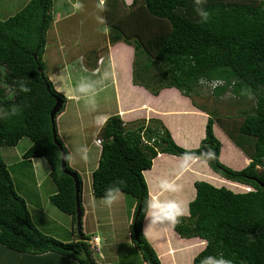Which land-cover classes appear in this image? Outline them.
<instances>
[{
  "label": "trees",
  "instance_id": "obj_1",
  "mask_svg": "<svg viewBox=\"0 0 264 264\" xmlns=\"http://www.w3.org/2000/svg\"><path fill=\"white\" fill-rule=\"evenodd\" d=\"M53 7L54 0H30L13 16L0 19V149L15 147L23 138L32 141L23 159L48 162L57 188L50 201L76 226L75 182L62 171V151L54 142L50 116L57 98L64 102L57 116L62 114L67 98L56 90L43 62ZM198 7L210 13L207 22H202ZM102 12L111 43L123 42L134 49L135 86L154 96L176 88L190 97L199 83L207 81L210 88V81H221L212 92L215 98L230 91L238 100L252 101V106L224 122V117L199 106L209 118L206 136L196 149L179 146L160 119H141L129 128L119 114L109 117L98 134L101 153L92 173L94 197L104 201L110 187L134 197L133 243L146 264H162L143 229L150 200L144 173L160 154L205 160L215 174L250 190L237 193L196 182V197L189 214L176 218L175 233L204 243L193 264H203L209 256H223L232 264H264V0H200L199 4L197 0H133L129 6L125 0H104ZM216 123L250 159L242 170L221 161ZM56 132L67 151L57 117ZM82 210L84 215L83 206ZM74 232L76 239L64 242L34 224L28 202L18 193L0 154V254L29 264H99L92 256L91 239L83 233L79 240L77 227Z\"/></svg>",
  "mask_w": 264,
  "mask_h": 264
},
{
  "label": "rangeland",
  "instance_id": "obj_2",
  "mask_svg": "<svg viewBox=\"0 0 264 264\" xmlns=\"http://www.w3.org/2000/svg\"><path fill=\"white\" fill-rule=\"evenodd\" d=\"M29 1L30 0H0V19L4 20L13 16L22 10ZM64 1L66 6L63 4ZM98 2L100 3L99 0ZM84 5H86V0H54L52 11L53 23L51 29L48 31V43L43 62L45 64V72L50 77L49 79H52L54 82L57 81V85L64 90H66L67 85L72 84L71 81L76 84L80 82V74H78L80 63L85 64V66H87L88 63L91 64L96 54V51L92 53L80 52L79 56L82 54V58L79 63V58L73 56V51L71 52V50L68 49L70 48L69 46L72 45L74 39L79 41L81 47H84V45L81 44L90 42L91 39L97 41L95 50L103 55L108 52L109 45H113L110 40V31L104 26L105 19L103 12L99 13L94 11L83 13L82 7H84ZM65 10H68L70 14L69 17ZM74 14L75 16H73ZM85 18H88V20L84 23L83 20ZM60 19H62L61 23H59ZM100 19H102L103 25L101 22V26H98L97 24ZM95 23L96 26H93ZM66 25L69 26V29L66 28ZM89 37H91V39ZM61 44H63V47H61ZM78 53L79 52H76V54ZM61 61H63V64H61ZM64 61H73V63L71 64ZM56 67L57 72H55L56 70L54 69ZM58 68L64 69L65 74H60L62 70ZM124 69L125 67L121 66L119 72L121 73L122 70L123 73H126L127 71H124ZM72 71L73 73L71 74ZM58 75L59 77L57 78ZM123 78L124 76L121 75V81ZM126 83L127 81H125V85ZM107 84L109 87H105L103 90H101V84L96 85L98 89L95 90L99 93L93 96L90 95L88 99L84 98L80 103L67 100L65 110L61 115L57 116L58 133L62 143L67 148V153H70L72 156V160H68V167L76 171L82 179V206L85 210L83 215V233L91 240L96 236L99 237L100 240L99 245L96 243L90 244L94 260L99 264H146L143 261L141 251L134 245L131 235V226L135 217L137 200L125 193H118L114 202L108 205L103 200L94 197L92 192V173L98 167L101 153V146L96 143L97 125L93 124V117L97 120L101 113H107L112 116L118 114L121 108L117 103L112 82L110 80L105 81V85ZM127 84L130 86L129 83ZM127 87H125V90L130 88ZM124 93L125 91H123V94ZM123 94L121 93V105L125 104V102H122ZM126 94L131 93L128 92ZM186 98L187 100L184 99L181 104V106H183L182 108L187 105L188 110H191L192 102H195L198 105L193 104L196 110L201 112L207 110L215 115L222 116V118L236 116L241 109H250L252 106V101L246 102L243 99H241L242 101L238 100L233 97L230 91L221 98H215L212 89L206 85L199 86L196 94H192V96H187ZM127 100L132 102L131 97H128ZM199 106L203 107L204 110H201ZM190 114L191 112L187 111L179 115L181 118H184L183 123H188L190 130L194 127V130H191L193 133H195L197 128L199 131H202L204 128L203 133L205 135L206 127H203L202 118H199L200 115L191 120L189 119L191 117ZM150 119H152V117ZM149 120H147V122H149ZM221 120L224 122L227 119ZM138 121L139 120L133 123H127V127L135 128L138 125L136 124ZM171 121V126L173 127L175 120L171 118ZM167 129L171 133V130L169 128ZM214 131L216 137L221 141L222 146H224L221 161L234 170H242L241 166L243 163L233 162L231 153L228 151L230 139L228 138V141L227 138H225L226 134L218 123L215 124ZM31 146L32 141L29 138H23L16 147H3L0 149L1 157L5 161L13 177V181L17 186V191L28 201L33 222L42 232L61 241L75 238L77 236L74 232L76 226L73 223L72 217L55 207L50 201L51 196L56 192L57 188L50 178L48 162L44 158L23 159L24 154ZM15 148L16 150H14ZM82 148H87L88 150L86 158H81L83 154L79 150ZM235 151H237L238 154L240 153L237 147ZM203 173L202 176L207 178L205 172ZM146 176L150 178L149 173H147ZM190 176L191 175H187L183 180L174 182L173 185L176 184L172 187L175 188L176 185L183 184L185 186L183 189V191H185L183 193L186 197H184V195L183 197H179L178 194L175 193L173 197H163L162 200L172 201L179 205L177 211L180 212V215L178 216H187L189 214V204L187 205V203H185V199H191V202L192 198L195 196L196 189L194 190V187H189L191 186L192 180L195 179L190 180ZM217 176L220 180L212 181L215 183L214 185L216 187H225L237 193L250 190L248 186L231 182L219 175ZM205 178H200L199 176L197 180L205 182L210 181ZM168 181H170L169 178L166 179V182ZM147 184H149L148 181ZM152 187L153 184H151V188ZM171 226L174 225L164 224L163 228H165L162 231L164 236H161L159 232H157V238H155L157 239V244L158 239L160 240L161 248L165 245L162 243L164 239H166L172 247L170 252L173 255L164 257L163 262L168 263L166 259H173L176 264H193L194 258L201 252L204 246H200V242L195 240L180 239ZM174 237H177V239L182 242L183 246H181L179 241H175ZM194 241L197 242L198 245L194 244L189 246V242L193 243ZM159 251L161 250L159 249ZM0 262L6 264H29L26 260L22 259L20 261V258L15 256L14 258H7L4 253L0 254Z\"/></svg>",
  "mask_w": 264,
  "mask_h": 264
},
{
  "label": "crops",
  "instance_id": "obj_3",
  "mask_svg": "<svg viewBox=\"0 0 264 264\" xmlns=\"http://www.w3.org/2000/svg\"><path fill=\"white\" fill-rule=\"evenodd\" d=\"M99 1L100 3L98 2V0H86V5L82 7L83 8L82 12L90 13V12L96 11V12L102 13V5L104 3V0H99ZM132 2L133 0H125L126 5L128 6L131 5ZM63 4L66 6L65 1ZM65 11L67 12L68 17H69L70 14L68 13V10H65ZM73 16H75V14ZM88 18H85L83 20L84 23L88 20ZM61 20L62 19L59 20V23H61ZM101 22L103 25L102 19H100L97 25L101 26ZM93 26H96V23ZM66 28L69 29V26L66 25ZM91 37L89 38L91 39ZM47 43H48V39H47ZM81 45H84V47H81L79 41L74 39L72 42V45L69 46L70 48H68L69 50H71V52L73 51V54H74L73 56H76L79 58V63H80V59L82 58V54L79 56L80 52L92 53L96 51V54L94 55L95 56L94 61L91 64L88 63V65L85 66V64L80 63V68H78V74H80V80H79L80 82L76 84L73 81H71L72 84L67 85L66 90H64L63 88H60L57 85V81L54 82L51 79L56 90L64 94L67 97V100L69 101L73 100L74 102L80 103V101H82L84 98L88 99L90 95L93 96L99 93L98 91L95 90V89H98L96 85L101 84V90H103L105 87H109L108 84L105 85V81L110 80L112 82V86L114 87V92L117 98V103L121 107L119 109L118 114L121 115L126 125L127 123H133L141 119L149 120L151 117L160 119L164 122L166 127L168 126L167 128L171 130V134L173 135L172 137L178 145L180 144V146L186 149H196L200 146L202 140L206 136V134L204 135L203 133L204 128L202 129V131H199V129L197 128L195 133H193L191 130H194V127H192V129L190 130L188 123H183L184 118L183 117L181 118L179 114H184L187 111H189L191 112L190 114L191 117L189 118L191 120L192 118H195L196 116L198 117L200 115L201 117L199 116V118H202L203 127L204 126L206 127V124L208 122V114L205 112L196 110L193 104L191 105V110H188L187 105H185V107L182 108L183 106H181V104L183 103V100L184 99L187 100V98L184 95H182V93L178 91L176 88L164 89L161 91V93L158 96H154L151 93H149L146 89H144L143 87L135 86L133 84L134 49L131 46L123 42H118L116 44L109 45L108 52L103 55L101 53L99 54V51L95 50V48L97 47V41H94L91 39L90 42H85L84 44H81ZM61 47H63V44H61ZM46 49H47V45H46ZM46 49H45V53H46ZM76 52H79V53L76 54ZM73 56H72V59H73ZM64 62H68L71 64L73 63V61H64ZM61 64H63V61H61ZM121 66L125 67L124 71H127L126 73H123L122 70H121V73L119 72ZM57 67L54 68L56 70L55 72H57ZM58 69L62 70L60 74L62 75L65 74L64 69L62 68H58ZM72 73L73 71L71 72V74ZM121 75L124 76L125 81H127V83H129L130 86L127 83L125 85L124 78L121 81ZM58 77L59 75L57 76V78ZM81 83L91 84L92 88L87 93H81L79 91V85ZM127 86L130 88H128ZM125 87H127L128 90H125ZM123 91H125L124 94H123ZM128 92H130L131 94H126ZM121 93L123 94L122 102H125V104H122V105H121ZM128 97H131L132 102H129V100H127ZM109 117L111 116L107 113L99 114V117L97 120H95V118L93 117V124L97 125V132H96L97 137H98L100 130L105 125ZM171 118L175 120V123H173L174 124L173 127L171 126V122H172ZM225 138H227V140L229 141L227 135L225 136ZM229 143L230 144L228 145V151H230L231 153L233 162H238L240 164L243 163L241 168L242 169L245 168L249 164L250 159L247 158L240 149H239L240 153L238 154L237 151H235L236 147L232 143L231 140L229 141ZM223 149H224V146H222L221 160L223 156ZM14 150H16V148ZM174 168H177V169H174ZM210 170L211 169L205 160L182 158V157H177V156H173L169 154H160L154 160L152 169L144 173V176L147 179L146 181H148L149 183L148 185H149L150 200L162 201L163 197H173V194L175 193L178 194L179 197H183L184 195L183 192L185 191V190L183 191V189L185 188L183 184H180L178 186L176 185L175 188H172V187L176 184L175 183L173 185L174 182L183 180L184 178L187 177V175H191L190 180L195 179V180H192L191 186H189V187H194V190H195V183L198 181L197 180L198 177L200 176V178H205L202 176V174H204L203 172H205V176L207 177L205 179L210 180L208 182L214 185L215 183H213L212 181H217L220 179H218L217 174H215L212 170L211 171ZM147 173L150 174V178L146 176ZM167 178H169L170 181L166 182ZM151 184H153L152 188H151ZM15 187L17 189L16 184H15ZM152 190H155V191H152ZM184 197H186V195H184ZM195 197H196V190H195V196L192 198V201L195 199ZM190 200L191 199L186 198L185 203H187V205L190 204ZM163 225L164 224L152 223L150 212H148L145 222H144L143 229L147 236L148 241L155 248L162 264H165L166 262H163L164 257H167V256L170 257L173 255L170 252V249H172V247L170 246L168 241L164 239L162 243H164L165 245L163 248H161L160 240L158 239V244H157V239H155L157 238V232H159L161 236H164L162 231L165 227L163 228ZM171 227L173 229V226ZM179 238L182 239L181 237ZM74 239L76 238H70L67 240L65 239L63 241L71 242ZM174 240L179 241L177 237H174ZM191 240L200 242L199 245L204 246V243L201 242L199 239L198 240L191 239ZM195 241L193 243L189 242V246H192L194 244L198 245L197 242ZM179 243L181 244V246H183L181 241H179ZM159 249L161 251H159ZM166 261L168 262L166 264H176L173 259L172 260L166 259Z\"/></svg>",
  "mask_w": 264,
  "mask_h": 264
},
{
  "label": "clouds",
  "instance_id": "obj_4",
  "mask_svg": "<svg viewBox=\"0 0 264 264\" xmlns=\"http://www.w3.org/2000/svg\"><path fill=\"white\" fill-rule=\"evenodd\" d=\"M197 3L199 4L200 0H197ZM197 12H198V15L201 17L202 22L208 21V19L210 17V13L207 10H205L203 7H198ZM213 82H217V81H210V83H213ZM218 82H220V84H221V81H218ZM200 84L207 86L208 82L205 81V82L200 83ZM217 87L213 88L210 85L212 92ZM91 88H92L91 84L81 83L79 85V91L81 93H87ZM5 114L7 115V113H5ZM15 114H16V109L13 108L11 115H15ZM98 141H100V144L98 143ZM96 143L99 146H101V140L98 137L96 139ZM79 151L83 154L81 158H86V153L88 151L87 148H82ZM66 159H68L69 161L72 160V156L70 153L66 156ZM119 192H120L119 187L108 188L106 191V194L103 198L104 202L108 205H111L114 202V200L117 198V194ZM148 209H149V212L151 215V221L154 224H169V225L174 224L177 222L176 217L178 215H180V212L177 211V209H179V205L175 204V202H172V201H152V200H149ZM89 243L90 244L96 243L99 245L100 244L99 237L96 236L93 240H90ZM203 264H232V262H231V260L226 259L223 256H220V257L209 256L203 261Z\"/></svg>",
  "mask_w": 264,
  "mask_h": 264
},
{
  "label": "water",
  "instance_id": "obj_5",
  "mask_svg": "<svg viewBox=\"0 0 264 264\" xmlns=\"http://www.w3.org/2000/svg\"><path fill=\"white\" fill-rule=\"evenodd\" d=\"M41 71V69L39 68ZM49 89V88H48ZM64 102L61 98H57L56 103L51 111V122H52V129H53V135H54V142L62 151V160H61V167L62 171L73 178L75 182V190H76V205H77V210H76V227H77V233L79 240H83V210L81 206V199H80V192H81V184H80V178L76 172H73L68 169V159H66V156L68 155L67 151L63 149L62 145L58 141L57 138V132H56V117L57 115L61 112L63 108ZM141 212V207L138 208L137 212V217L136 220L138 219V216Z\"/></svg>",
  "mask_w": 264,
  "mask_h": 264
},
{
  "label": "built area",
  "instance_id": "obj_6",
  "mask_svg": "<svg viewBox=\"0 0 264 264\" xmlns=\"http://www.w3.org/2000/svg\"><path fill=\"white\" fill-rule=\"evenodd\" d=\"M220 84V82H213V83H210V85L213 87V88H215V87H217L218 85ZM98 143L100 144V141H98ZM97 240V239H96Z\"/></svg>",
  "mask_w": 264,
  "mask_h": 264
}]
</instances>
